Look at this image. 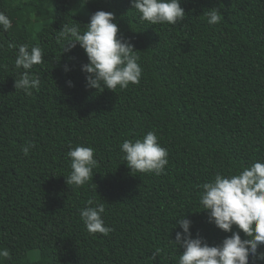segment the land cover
Masks as SVG:
<instances>
[{
  "label": "trees",
  "instance_id": "trees-1",
  "mask_svg": "<svg viewBox=\"0 0 264 264\" xmlns=\"http://www.w3.org/2000/svg\"><path fill=\"white\" fill-rule=\"evenodd\" d=\"M181 7L184 20L152 25L130 0H0L12 20L0 30V264H178L183 249L170 239L185 214L194 238L213 245L230 235L208 222L200 186L264 161V0ZM212 7L222 13L215 25L204 15ZM98 10L115 14L118 35L138 51L139 84L87 88L84 50L63 52V23L83 30ZM9 42L44 50L32 95L15 89L24 70ZM149 131L168 151L160 175L131 172L120 151ZM76 146L97 160L80 188L65 182ZM89 199L105 205L107 236L80 218Z\"/></svg>",
  "mask_w": 264,
  "mask_h": 264
},
{
  "label": "clouds",
  "instance_id": "clouds-1",
  "mask_svg": "<svg viewBox=\"0 0 264 264\" xmlns=\"http://www.w3.org/2000/svg\"><path fill=\"white\" fill-rule=\"evenodd\" d=\"M131 8L138 11L140 18L149 24L168 23L175 25L185 18L181 0H130ZM207 22L215 25L221 22L219 8L212 7L204 12ZM85 29L80 23H63L57 31V39L65 41L63 52H71L79 45L87 56V63L81 65L85 73L86 87L114 91L129 84H139L142 67L137 50L130 40L119 34L115 14L98 10L90 16ZM12 28L11 18L0 12V30ZM17 49L15 66L23 69L15 79V89L32 95L40 86V78L31 70L34 65L44 62V50L27 43H8ZM64 71H69L65 66ZM71 86V81H69ZM35 144L28 142L22 151L27 156ZM123 159L131 172L160 175L168 164V151L153 131L147 132L135 141L125 139L120 145ZM95 150L88 146H76L67 153L71 171L65 182L75 188L83 187L93 180V169L97 166ZM200 203L207 212L208 222L224 233H230L218 244L210 245L205 238L191 232L192 221L186 214L176 219L177 231L171 240L183 252L178 264H264V161H256L235 174L217 173L214 180L203 183ZM104 203L92 199L80 210V218L89 234L107 236L111 231L103 218ZM235 229V230H234ZM243 234V236L241 235ZM157 248L152 258L160 254ZM7 255V253H4Z\"/></svg>",
  "mask_w": 264,
  "mask_h": 264
}]
</instances>
